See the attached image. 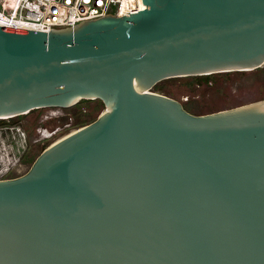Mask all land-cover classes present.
<instances>
[{
	"label": "water",
	"instance_id": "water-1",
	"mask_svg": "<svg viewBox=\"0 0 264 264\" xmlns=\"http://www.w3.org/2000/svg\"><path fill=\"white\" fill-rule=\"evenodd\" d=\"M264 66V0H125L0 26V117L99 99L0 180V264H264V98L194 114L152 89Z\"/></svg>",
	"mask_w": 264,
	"mask_h": 264
},
{
	"label": "rangeland",
	"instance_id": "rangeland-1",
	"mask_svg": "<svg viewBox=\"0 0 264 264\" xmlns=\"http://www.w3.org/2000/svg\"><path fill=\"white\" fill-rule=\"evenodd\" d=\"M203 76L174 77L159 82L152 90L178 99L194 114H205L264 98V66L246 71L211 74L209 82L197 83ZM105 106L99 99H81L68 108H38L6 119L0 126L20 128L26 150L13 174L29 170L40 152L60 138L94 121ZM55 115L50 118L46 116ZM20 132V133H21ZM53 133V134H52ZM17 146L18 141L12 142Z\"/></svg>",
	"mask_w": 264,
	"mask_h": 264
},
{
	"label": "built area",
	"instance_id": "built-area-1",
	"mask_svg": "<svg viewBox=\"0 0 264 264\" xmlns=\"http://www.w3.org/2000/svg\"><path fill=\"white\" fill-rule=\"evenodd\" d=\"M125 0H0V26L49 33L102 16L119 15ZM8 163L0 153V180Z\"/></svg>",
	"mask_w": 264,
	"mask_h": 264
},
{
	"label": "bare ground",
	"instance_id": "bare-ground-1",
	"mask_svg": "<svg viewBox=\"0 0 264 264\" xmlns=\"http://www.w3.org/2000/svg\"><path fill=\"white\" fill-rule=\"evenodd\" d=\"M49 108V107H44ZM51 108V107H50ZM59 108H68V107H59ZM26 113H21L16 116H20ZM16 116H5L0 117V119L12 118ZM55 115L46 116V118L53 117ZM20 128L15 126H0V153L4 158L5 162L8 163L6 173L14 170L19 164L21 157L26 150V139L23 132H19ZM74 131V130H73ZM72 133V132H71ZM53 134V133H52ZM67 136V135H66ZM65 137V136H64ZM13 138H16L18 141L17 146L14 143H11ZM63 138V137H62ZM60 138V139H62ZM59 139V140H60ZM58 141V140H57Z\"/></svg>",
	"mask_w": 264,
	"mask_h": 264
},
{
	"label": "trees",
	"instance_id": "trees-1",
	"mask_svg": "<svg viewBox=\"0 0 264 264\" xmlns=\"http://www.w3.org/2000/svg\"><path fill=\"white\" fill-rule=\"evenodd\" d=\"M226 73H228V72H226ZM211 75H204L203 77H199V78H197L196 79V82L199 84V83H202L203 81H206V82H209L210 80H211ZM185 106V105H184ZM186 107V109L188 110V111H190V107L189 106H185Z\"/></svg>",
	"mask_w": 264,
	"mask_h": 264
}]
</instances>
